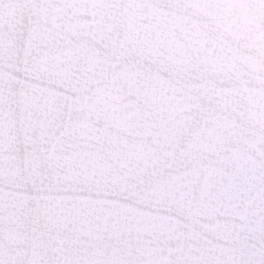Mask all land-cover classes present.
<instances>
[{
  "label": "snow or ice",
  "instance_id": "6c2138e0",
  "mask_svg": "<svg viewBox=\"0 0 264 264\" xmlns=\"http://www.w3.org/2000/svg\"><path fill=\"white\" fill-rule=\"evenodd\" d=\"M0 264H264V0H0Z\"/></svg>",
  "mask_w": 264,
  "mask_h": 264
},
{
  "label": "clouds",
  "instance_id": "9594fccd",
  "mask_svg": "<svg viewBox=\"0 0 264 264\" xmlns=\"http://www.w3.org/2000/svg\"><path fill=\"white\" fill-rule=\"evenodd\" d=\"M240 42L243 43V37L240 38Z\"/></svg>",
  "mask_w": 264,
  "mask_h": 264
}]
</instances>
